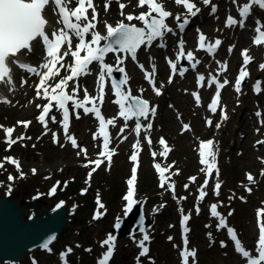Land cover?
Instances as JSON below:
<instances>
[{
  "label": "rangeland",
  "instance_id": "obj_1",
  "mask_svg": "<svg viewBox=\"0 0 264 264\" xmlns=\"http://www.w3.org/2000/svg\"><path fill=\"white\" fill-rule=\"evenodd\" d=\"M164 3L169 4L171 2L165 1ZM211 33L212 35L219 34L220 37L224 38L226 47L222 51V57L230 60L231 65L240 56L238 53L233 56L228 55L227 47L229 45H235L238 48L248 47L251 55L259 56L257 60L253 61L254 64L251 68L254 69L255 73L259 71L260 74H264V71L258 70V65L264 63V47L261 49L252 48L251 32H247L249 40L242 44V36L237 35L232 30H225L223 19H218L212 25ZM209 37L211 40L214 39ZM217 70L216 67L212 68V72ZM232 70L233 68H231ZM224 74L230 76V70ZM160 76L162 80L159 81V86L163 84L161 97L155 96L148 86L132 87L130 90L134 94L141 95L140 90L143 89L142 96L153 99L158 105L160 111L157 124L152 131L147 132V135L155 137L158 146H160L158 141L160 136H166L170 139L172 158L166 160V168L168 170L172 168L170 171L172 174L178 173L182 183L176 182L175 185L177 199L173 198V194L167 186L164 188L159 186V179L157 180V187L160 190L156 188V178L153 175L155 170L147 161L149 154L145 156L138 179L139 195L142 200L147 198L150 200L145 205V212H148L149 216H157L156 225L154 229L152 227L150 230L153 233L151 243L155 241V236L156 242L148 245V248L153 247V251L151 249L146 257H139L140 248L133 246L130 239L120 238L114 264H179L178 253L181 242L179 232L182 229L180 209H183L184 214L190 216L185 227L190 231L192 248L201 253V260L196 264H246V261L238 257L233 250H224L227 247H221L222 235L216 230L214 218L211 217L209 205L205 201L206 198L199 204L200 214H196L197 189L203 184V179L205 180V174L201 171V168L205 166L200 164L198 139L201 136L203 140H214L217 150L215 172L213 178L208 181L206 189H213L217 180L221 183L220 190H223V197L228 203H233L231 207L237 210L233 219L234 224L242 235L248 250L254 253L257 241V206H264V175H261V172L264 171L261 164V159L264 157V145L257 144V141L264 140V94L260 98H253L246 88H242V93L237 94L234 91V86L230 87L225 94V103L228 106L227 120H222V116L218 117L216 122L220 124V127L217 129L216 123L214 127L207 128L205 121L208 112L204 117L205 112L195 108L197 103L189 93V88L186 89L190 82L194 85V77H188L184 80L176 79L175 83L169 84L167 83L168 73L163 74L160 71ZM138 80L142 82L141 79ZM83 82L89 86H81L79 98L83 99V88L85 87L90 95L95 96L96 83L91 85L93 83L91 78H86ZM250 91H252L251 88ZM207 92L209 89L206 88L203 94L205 95ZM21 99H24L22 108L18 106L19 102L0 108V125L15 129L13 139L22 134L31 137V139H25L16 145H12L10 151H6L8 145L4 142L3 130L0 129V160L6 156L17 159L23 173L21 176L14 165L5 163V167L0 169V198L19 199L20 206H27L31 202L35 205L38 201L34 200L42 197L39 200V211L50 210L54 201L58 203L60 200L62 201L60 198H65L68 207L75 209V214L70 217L71 222L66 235L54 245L51 253L37 250L25 255L17 264H96L98 255L107 247H102V241L111 234L110 230L117 218L122 219L124 217L125 201L122 194L124 197L126 184L131 175V163L129 162L132 153L131 142L123 144L121 148L112 149L117 150L119 156L111 159L109 164L107 159L100 157L101 150H96L99 143L94 142L91 137L96 128L94 118L91 114L84 115L80 110L81 118L74 119L72 136L77 139L80 148L87 150V156H85L80 148H73L69 141L61 137L58 124L55 126L49 121L48 127L51 131L44 135L45 129L36 121L38 102H35L33 95H28L25 91L22 93ZM206 104L202 101L200 106ZM27 107L32 108V114H24ZM103 109L108 111L106 102L103 104ZM257 111L262 113L263 123H260L256 116ZM27 120L31 121L27 129L17 124V121ZM182 123H190L193 132L183 133ZM53 132L58 134L60 144L53 142ZM89 147L93 150H89ZM98 158L104 159L102 167L92 171L95 165L84 166L88 161H94ZM32 169L36 170L35 174H33ZM217 169L218 176L216 175ZM89 172H92L90 179L88 177ZM247 172L256 175L254 184H249L246 180ZM9 175L14 179L9 181ZM190 177H196V182H191ZM89 181H93V183H89ZM66 182H74V184L77 183L82 186L73 196H69L68 193L60 195L65 193ZM144 182L148 184V189L145 191L141 187ZM185 184L188 185L187 190H185ZM248 185L255 186H251V191L254 192L252 194L246 193L248 204L243 205L239 203L237 195L246 191ZM53 187L56 188L55 193H51ZM112 188L115 192H112ZM51 194L57 195L54 200H48ZM98 195L104 197L108 202L111 214L106 218L108 221L105 219L102 222L94 223L90 216L91 201L93 197H98ZM34 197L37 198L34 199ZM180 197H187V199H179ZM230 197L231 199H229ZM154 201H156V205ZM229 207L226 206L224 212ZM30 215H32V210L28 209L23 218L27 220ZM206 225H210V227H206ZM210 233L211 238L209 237ZM169 237L172 239L169 240ZM68 249H72V251L67 253ZM115 249L117 250L116 246ZM122 251L127 252L128 256L123 257ZM65 253L67 254L62 260L61 255Z\"/></svg>",
  "mask_w": 264,
  "mask_h": 264
},
{
  "label": "snow or ice",
  "instance_id": "obj_2",
  "mask_svg": "<svg viewBox=\"0 0 264 264\" xmlns=\"http://www.w3.org/2000/svg\"><path fill=\"white\" fill-rule=\"evenodd\" d=\"M113 2L118 5L119 14L123 19L118 20L115 25L105 20L103 23L106 34L102 35L100 31H97V25L100 22V12L95 0H0V84L8 87L13 85L12 68L9 65L16 66L26 73L38 77V82L34 85L36 98L43 99L47 103L36 105L41 110L37 121L45 129L44 135L51 131L48 127L49 121L53 124L58 123L63 130L65 140L69 141L73 148H80V145L77 139L69 133L72 116L74 115L76 119H80V110H82L84 115L92 114L98 122V131L93 134V139L102 141L99 155L107 159L109 164L111 163L114 150L109 147L112 138L107 128L108 126L115 127L116 119H105L101 111L105 100L107 82L111 81L112 94L116 97L113 103L118 105V115L124 121V127L120 128L119 134L123 136L125 128L128 127V122L134 120L136 136L139 137L143 130L145 132L144 139L151 147L152 140L147 135V132L153 128L150 117L156 114V107L150 105L149 101L142 98L143 89L140 90L141 96H133L131 94V90L126 87L129 77L123 65L128 57L133 61H137L138 50L142 47H150L154 42H157L159 47L166 48L167 45L163 41L166 39L167 34L177 35V32L183 34L190 24V18L197 17L202 11L194 0H173L176 6L184 9V13L175 15L167 10L163 0H135L136 7L142 9L146 7L147 11H141L139 14L134 15L125 12L129 4L125 3L124 0H104L103 11L105 13L110 10ZM129 3H131V0H129ZM202 3L205 7L210 6V14L215 16L218 6L213 0H202ZM231 3L236 6L238 15L236 17L228 15L225 20V28L239 27L243 29L246 27L247 21L253 19L255 32L253 44L257 47L264 45V20L254 16L256 10L264 12V0H243V2L241 0H231ZM49 15L57 17L54 23L59 25V27L51 26V22L47 18ZM170 17L176 22L175 29L167 23ZM134 20L141 22L143 26L137 27L136 24L132 23ZM196 31V51H205L208 55L214 57L223 43L222 40L219 38L214 41L209 40L199 28ZM101 41L104 42L103 45H101ZM185 44L186 42L181 35L176 45L175 60L166 58L170 68V75L167 81L169 84L173 82V78L176 75L184 77L185 73L190 70L189 67L183 66L182 61L186 60L193 71L201 64V60L196 57L194 51H185ZM38 45L42 46L44 55L42 62L38 66H34L27 62L25 58L33 53ZM234 47L235 45H232L228 48L229 54H232ZM110 53L115 56V64L106 62V57ZM241 56L243 63L234 83V91L237 94L242 93V85L250 76L248 66L253 61L248 49H243ZM216 63L218 70L215 75L209 74L210 78L207 81L204 74L198 73L195 78L196 84L200 88L215 86L214 96L208 105V110L213 115L216 114L218 107H220L222 90L230 83L227 79H224L223 82L219 80L220 74L228 69L227 62L216 61ZM93 64L98 65L97 79L95 81L96 95H90L85 87L83 88V99H80V78L91 74L90 66ZM138 67L143 72L144 79L148 81L155 95H162L161 88L163 84L159 87L156 85L155 66H152L151 72L145 70V66L142 64H138ZM258 70L264 71V63L258 65ZM62 72L64 75H61ZM114 72L122 74V79L117 80L113 76ZM57 77H59L58 80H56ZM49 81H55V83H49ZM28 83V80L21 78L22 86ZM70 84L72 88L69 92ZM253 90L257 95L264 91L260 80L254 82ZM191 95L197 106H200V94L193 92ZM0 103L8 104L11 101L0 96ZM69 105H71V109ZM55 112L60 113V119L57 118ZM221 112L222 120H227L226 111L221 109ZM256 116L261 117L262 113L257 111ZM142 121L149 122L145 125ZM205 123L209 127L213 126L211 119H206ZM17 124L27 129L31 121H17ZM215 127L218 129L220 124L217 123ZM183 128L184 130H190V126L187 124L183 125ZM0 129L3 130L4 142L8 145L6 151H10L11 146L20 141L31 139V137L23 134L13 139L15 131L13 127L0 125ZM257 132H259V129H257ZM52 137L54 143L60 144L57 133L53 132ZM124 139H127V136H124ZM159 143L164 146L163 151L160 153V155L164 156L170 149L163 138L159 140ZM257 144L264 145V140L257 141ZM139 146L140 140L137 139L133 144V148L138 149ZM80 151L87 156L86 149L80 148ZM216 151L214 140L201 141L199 144L200 164L205 166L201 168V171L205 173V180L197 189L198 197L195 205L197 215L201 211L199 203L203 202L207 196L205 189L208 187L209 179L212 178L216 162ZM155 155L156 153H153V157ZM104 159L98 158L94 161H88L84 166L95 165L92 169V171H95L104 162ZM137 159V154L134 152L130 156V160L136 162ZM5 163L14 165L17 172L23 176L20 162L17 159L11 156L4 157L3 160H0V169L5 167ZM154 167L159 176L160 187L164 188L167 185L173 194V198L177 199L175 196V184L171 181L170 175H165L168 168L162 167L160 163H156ZM32 172L35 174L36 170L32 169ZM136 172L137 168L134 166L132 168V176L127 181L128 191L123 197L126 202L123 208L124 217H127L132 212L136 204L133 188L137 179ZM91 175L92 172H89V179ZM216 175H219L218 169L216 170ZM261 175H264V171L261 172ZM8 179L11 181L14 177L9 175ZM189 180L195 183L196 177H190ZM247 181L249 184H254L255 178L251 174H247ZM184 187L185 190L188 189L187 184ZM220 189L221 183L217 180L213 188V194L218 197ZM246 190L251 192V188ZM55 191L56 188L53 187L51 193H55ZM179 199H187V197H180ZM96 202L100 208H103L99 198H97ZM222 204L223 202H219V206H222ZM180 211L182 217L181 226L184 233H187L189 229L185 225L190 216L184 214L183 209H180ZM210 215L217 220L216 230H226L228 237L234 244L235 252L244 258L246 264H264V208L257 210L258 238L254 253L242 246L235 229L229 225L226 217L218 211L217 203L211 204ZM228 215L231 216L232 213L229 212ZM98 216L99 212L97 213ZM120 226L121 219L117 218L114 227L119 229ZM206 227H210V225H206ZM209 237L211 238V233ZM171 239L169 237V240ZM148 240L149 236L145 234L143 239L139 241V257L148 255L149 248L145 246V242ZM188 244L189 241L185 236L183 240L184 247L180 252L182 262L183 264H189V258L191 257L193 264H195L197 252L196 250H190ZM220 245L221 247H227L224 241H221ZM103 246H107L106 251L98 261V264H109L115 249V239L111 234L102 241ZM44 247L48 248V244H45ZM71 251L72 249H68L67 253ZM67 253L61 255L62 260ZM139 257L137 258L138 260Z\"/></svg>",
  "mask_w": 264,
  "mask_h": 264
},
{
  "label": "water",
  "instance_id": "obj_3",
  "mask_svg": "<svg viewBox=\"0 0 264 264\" xmlns=\"http://www.w3.org/2000/svg\"><path fill=\"white\" fill-rule=\"evenodd\" d=\"M146 201L139 203L133 212L121 223L119 229L112 232L116 239L131 237L146 232L152 225L145 215ZM40 202L33 206H19V199L0 198V261L18 262L27 253L50 248L66 234L74 211L63 204L54 209L39 211ZM28 209L33 214L28 220L23 219ZM133 230L130 232V227ZM50 241V243H49ZM48 244V248L44 245Z\"/></svg>",
  "mask_w": 264,
  "mask_h": 264
},
{
  "label": "bare ground",
  "instance_id": "obj_4",
  "mask_svg": "<svg viewBox=\"0 0 264 264\" xmlns=\"http://www.w3.org/2000/svg\"><path fill=\"white\" fill-rule=\"evenodd\" d=\"M129 1V0H128ZM103 2L104 0H97L96 4L98 6V8H103ZM111 8H112V11L117 13V10H116V6L115 4H111ZM106 13L103 11L102 9V16L105 17ZM120 16V14H119ZM243 39V41L241 42L242 44H245L248 40H249V34L248 33H244V35L241 37ZM235 66H238V61L235 62ZM191 85V86H190ZM190 85H187V88L186 89H191L192 87V83H190ZM26 111H24V114H32V108L31 107H27L25 109ZM204 111V110H203ZM26 112V113H25ZM15 125V124H14ZM13 125V126H14ZM15 127V126H14ZM2 130V129H1ZM4 134V133H3Z\"/></svg>",
  "mask_w": 264,
  "mask_h": 264
},
{
  "label": "trees",
  "instance_id": "obj_5",
  "mask_svg": "<svg viewBox=\"0 0 264 264\" xmlns=\"http://www.w3.org/2000/svg\"><path fill=\"white\" fill-rule=\"evenodd\" d=\"M155 183H156V181H155ZM81 186L82 185H80V184H77V183H75V184H72L71 185V187L68 189V195L69 196H73V195H75L76 194V191H78V189L79 188H81ZM141 187L143 188V190L145 191V190H147L148 189V184L146 183V182H144L142 185H141ZM65 192V191H64ZM112 192H115V190H112ZM64 194H67V193H64ZM63 195V194H62ZM112 197H114V196H112ZM119 198V196L117 197V199ZM63 199V198H62ZM65 199V198H64ZM48 200H50V199H48ZM52 200H54V198H52ZM113 200H115L114 198H113ZM113 202V201H112ZM56 204V201H54L53 203H52V206H51V208H53L54 207V205Z\"/></svg>",
  "mask_w": 264,
  "mask_h": 264
}]
</instances>
